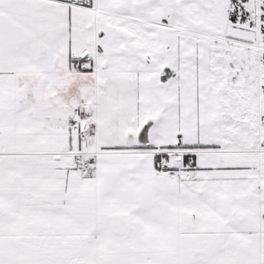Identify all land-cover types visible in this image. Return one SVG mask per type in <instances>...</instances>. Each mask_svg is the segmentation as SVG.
<instances>
[{
  "label": "snow or ice",
  "instance_id": "snow-or-ice-1",
  "mask_svg": "<svg viewBox=\"0 0 264 264\" xmlns=\"http://www.w3.org/2000/svg\"><path fill=\"white\" fill-rule=\"evenodd\" d=\"M0 264H264V0H0Z\"/></svg>",
  "mask_w": 264,
  "mask_h": 264
}]
</instances>
